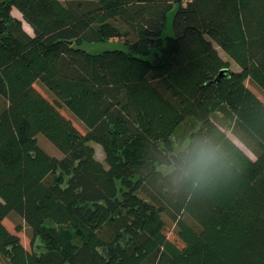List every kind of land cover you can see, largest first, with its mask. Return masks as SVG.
Masks as SVG:
<instances>
[{"label": "trees", "instance_id": "trees-1", "mask_svg": "<svg viewBox=\"0 0 264 264\" xmlns=\"http://www.w3.org/2000/svg\"><path fill=\"white\" fill-rule=\"evenodd\" d=\"M109 39L124 48L79 46ZM246 81L264 93V0H0V260L264 264V101Z\"/></svg>", "mask_w": 264, "mask_h": 264}, {"label": "rangeland", "instance_id": "rangeland-1", "mask_svg": "<svg viewBox=\"0 0 264 264\" xmlns=\"http://www.w3.org/2000/svg\"><path fill=\"white\" fill-rule=\"evenodd\" d=\"M175 9H176V5H174L173 8L167 14L166 26H165V29L163 31L164 37L170 36L173 34L172 18H173ZM13 11L15 12L16 10L13 9ZM18 16H19V18H21L20 13H18ZM22 24L26 30H28L32 33V31L30 30V28H28V25L25 23L24 20H22ZM113 40L114 39H109V40H105V41H83L79 46H81L82 48L87 49L89 51H92V52L100 51V50H103L106 48H108V49L109 48H124V45L121 42H118L116 40L113 41ZM217 48L219 50L220 55L223 58L228 59L231 62V68H233V69L239 68V66L229 58V56L224 52V50L220 46H217ZM246 83L264 101V93L261 90H259L256 86L249 83L248 81H246ZM34 86L44 96H46L50 100H54V97L52 96V94L47 90V88L41 82L36 81L34 83ZM60 110L63 114H65L66 116H68L72 119V121L74 122V124L77 126V128L79 130L84 132V130H85L84 126L72 114H70L67 111V109L64 107L63 104L60 105ZM196 128H198V123L196 121L194 122L193 120H188L180 128L177 129V131L175 132L174 140H175L176 145L179 149L183 146L185 141L188 139V134H189L190 130L191 129L193 130ZM228 134L251 157H254L253 154L238 139H236L229 131H228ZM37 139H38L39 143L42 144V146L47 151H49L52 154L60 155V152L42 134H38ZM93 144L95 147L96 156L98 158H102V150H101L100 145L95 144V143H93ZM3 223L10 231L15 232L19 235L22 244L26 248L32 247L30 244V238L28 236V228L26 227V225L24 224V222L21 220V218L18 215H16L15 213H11L9 216H7L3 219ZM17 227H19V229H17ZM165 232H166V235L169 239L175 241L176 243H180V241H179V239L175 233V230H174V224L168 222L166 227H165ZM0 264H4V263L0 260Z\"/></svg>", "mask_w": 264, "mask_h": 264}, {"label": "clouds", "instance_id": "clouds-1", "mask_svg": "<svg viewBox=\"0 0 264 264\" xmlns=\"http://www.w3.org/2000/svg\"><path fill=\"white\" fill-rule=\"evenodd\" d=\"M216 155L210 148L201 145L197 152V160L203 168H206L211 162L215 161Z\"/></svg>", "mask_w": 264, "mask_h": 264}, {"label": "water", "instance_id": "water-1", "mask_svg": "<svg viewBox=\"0 0 264 264\" xmlns=\"http://www.w3.org/2000/svg\"><path fill=\"white\" fill-rule=\"evenodd\" d=\"M227 69L223 68L220 70V72L218 73V75L216 76V78L214 80H218L221 76L226 74Z\"/></svg>", "mask_w": 264, "mask_h": 264}, {"label": "crops", "instance_id": "crops-1", "mask_svg": "<svg viewBox=\"0 0 264 264\" xmlns=\"http://www.w3.org/2000/svg\"><path fill=\"white\" fill-rule=\"evenodd\" d=\"M13 9L16 10V11L14 12ZM11 12H12V14H13L14 16L19 17V16H18V13H19V12H18V10H17L16 8H12ZM25 30H26V29H25ZM26 31L29 32V33L31 34L30 31H28V30H26Z\"/></svg>", "mask_w": 264, "mask_h": 264}]
</instances>
